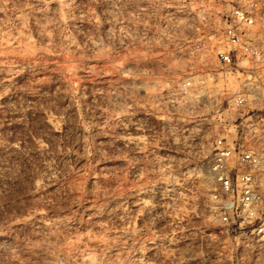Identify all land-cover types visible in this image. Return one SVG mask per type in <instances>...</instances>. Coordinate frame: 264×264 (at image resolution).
Wrapping results in <instances>:
<instances>
[{
	"label": "rangeland",
	"instance_id": "374dc122",
	"mask_svg": "<svg viewBox=\"0 0 264 264\" xmlns=\"http://www.w3.org/2000/svg\"><path fill=\"white\" fill-rule=\"evenodd\" d=\"M250 1L264 46V0H0V264H264L213 168L264 189V68L215 57Z\"/></svg>",
	"mask_w": 264,
	"mask_h": 264
},
{
	"label": "built area",
	"instance_id": "2783aa9c",
	"mask_svg": "<svg viewBox=\"0 0 264 264\" xmlns=\"http://www.w3.org/2000/svg\"><path fill=\"white\" fill-rule=\"evenodd\" d=\"M257 10V3L254 1L231 10L222 33L226 49L218 50L215 54L221 68L230 69L238 57H244L264 68V46L256 45L249 36L250 28L258 17ZM189 85L186 83V86ZM241 100L239 99L240 103ZM216 143L214 177L219 185V193L228 197L224 202L222 222L228 223L232 219L233 224L238 226L257 223L262 225L264 189L258 186L256 179V170L261 164L260 156L253 151L223 145L221 140Z\"/></svg>",
	"mask_w": 264,
	"mask_h": 264
}]
</instances>
